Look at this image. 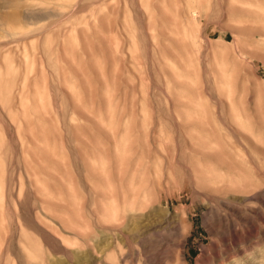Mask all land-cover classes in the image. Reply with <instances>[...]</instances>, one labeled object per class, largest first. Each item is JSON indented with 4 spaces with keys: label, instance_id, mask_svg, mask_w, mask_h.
I'll return each mask as SVG.
<instances>
[{
    "label": "rangeland",
    "instance_id": "374dc122",
    "mask_svg": "<svg viewBox=\"0 0 264 264\" xmlns=\"http://www.w3.org/2000/svg\"><path fill=\"white\" fill-rule=\"evenodd\" d=\"M0 264H264V0H0Z\"/></svg>",
    "mask_w": 264,
    "mask_h": 264
},
{
    "label": "bare ground",
    "instance_id": "6f19581e",
    "mask_svg": "<svg viewBox=\"0 0 264 264\" xmlns=\"http://www.w3.org/2000/svg\"><path fill=\"white\" fill-rule=\"evenodd\" d=\"M145 231V230H144Z\"/></svg>",
    "mask_w": 264,
    "mask_h": 264
}]
</instances>
